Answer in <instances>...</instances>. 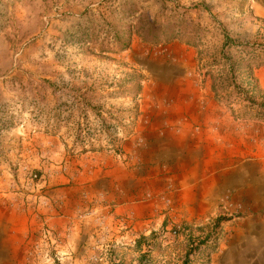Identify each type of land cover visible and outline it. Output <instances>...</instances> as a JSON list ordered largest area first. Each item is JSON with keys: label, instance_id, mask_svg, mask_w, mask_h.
<instances>
[{"label": "rangeland", "instance_id": "obj_1", "mask_svg": "<svg viewBox=\"0 0 264 264\" xmlns=\"http://www.w3.org/2000/svg\"><path fill=\"white\" fill-rule=\"evenodd\" d=\"M112 1L0 0V179L15 193L16 211L31 203L38 217L37 206L65 208L60 228L34 227L1 264H264V0L138 1L158 22L186 20L200 36L195 46L153 47L132 35L117 54L81 38ZM181 82L206 90L238 167L251 163L254 179L244 196L228 188L208 210L190 205L186 217L164 214L172 206L164 198L163 215L138 223L128 244L110 243L131 225L95 215L87 189L71 206L48 192L88 183L96 159L119 155L132 134L142 91ZM132 145L142 147L140 135Z\"/></svg>", "mask_w": 264, "mask_h": 264}, {"label": "crops", "instance_id": "obj_2", "mask_svg": "<svg viewBox=\"0 0 264 264\" xmlns=\"http://www.w3.org/2000/svg\"><path fill=\"white\" fill-rule=\"evenodd\" d=\"M207 96L205 89L190 82L142 91V98L134 105L132 134L120 142L119 155L96 159L85 185L67 192L55 187L48 196L56 199L60 194L71 206L79 203V191L87 189L95 215L120 217L131 225L127 231L109 235L110 243L121 244L129 243L138 223L163 215L164 198L172 205L164 214L186 217L191 214L190 205L208 210L228 188L234 187L244 196L250 174L254 179L253 165L246 162L238 167L230 134L222 130L224 120ZM139 135L143 145L137 150L132 141ZM235 176L242 179L231 184ZM97 193H103L104 199H98ZM14 195L0 179V264L9 254L22 250L23 239L34 227L57 229L62 224L65 208L61 204L58 212L37 206L36 217L31 203L22 212L14 210ZM73 243L72 234L70 251Z\"/></svg>", "mask_w": 264, "mask_h": 264}, {"label": "trees", "instance_id": "obj_3", "mask_svg": "<svg viewBox=\"0 0 264 264\" xmlns=\"http://www.w3.org/2000/svg\"><path fill=\"white\" fill-rule=\"evenodd\" d=\"M138 1L144 2V0L112 1L106 7V15L101 16L99 22H90V25L84 29L82 40L90 42L92 45L98 43L100 52L114 54L128 49L132 35L147 46L166 45L173 41H179L188 46H195L200 36V30L196 26L186 20L179 19H174L166 24L158 22L142 9ZM203 6L206 7L205 5ZM205 11L211 17L208 10ZM222 37V46L224 48L227 47L230 40L224 34ZM258 52L256 51V53ZM248 64L251 65L252 62H248ZM260 64H264V61L258 62V65ZM248 78L252 80L250 76ZM139 88L138 83L130 87L133 96L138 94ZM254 88L255 86L252 89L257 91ZM258 97H260L258 105L264 106V104H261V101H264V95L261 94ZM220 221L221 219H217L214 225H218Z\"/></svg>", "mask_w": 264, "mask_h": 264}, {"label": "built area", "instance_id": "obj_4", "mask_svg": "<svg viewBox=\"0 0 264 264\" xmlns=\"http://www.w3.org/2000/svg\"><path fill=\"white\" fill-rule=\"evenodd\" d=\"M33 177H35V176H33Z\"/></svg>", "mask_w": 264, "mask_h": 264}]
</instances>
